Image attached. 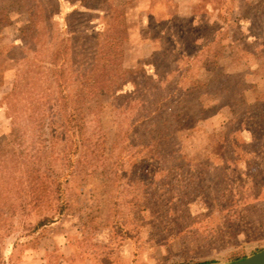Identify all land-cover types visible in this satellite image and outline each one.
I'll use <instances>...</instances> for the list:
<instances>
[{"label": "rangeland", "instance_id": "374dc122", "mask_svg": "<svg viewBox=\"0 0 264 264\" xmlns=\"http://www.w3.org/2000/svg\"><path fill=\"white\" fill-rule=\"evenodd\" d=\"M262 250L264 0H0V264Z\"/></svg>", "mask_w": 264, "mask_h": 264}, {"label": "water", "instance_id": "95a60500", "mask_svg": "<svg viewBox=\"0 0 264 264\" xmlns=\"http://www.w3.org/2000/svg\"><path fill=\"white\" fill-rule=\"evenodd\" d=\"M231 264H264V250L247 259L237 261Z\"/></svg>", "mask_w": 264, "mask_h": 264}]
</instances>
